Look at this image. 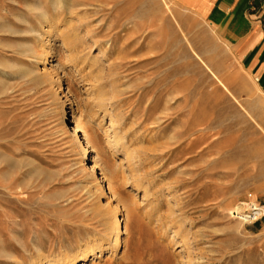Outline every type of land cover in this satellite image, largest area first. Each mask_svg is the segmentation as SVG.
<instances>
[{
  "label": "rangeland",
  "instance_id": "374dc122",
  "mask_svg": "<svg viewBox=\"0 0 264 264\" xmlns=\"http://www.w3.org/2000/svg\"><path fill=\"white\" fill-rule=\"evenodd\" d=\"M215 29L174 0H0V264H264V95Z\"/></svg>",
  "mask_w": 264,
  "mask_h": 264
},
{
  "label": "crops",
  "instance_id": "0c3cea01",
  "mask_svg": "<svg viewBox=\"0 0 264 264\" xmlns=\"http://www.w3.org/2000/svg\"><path fill=\"white\" fill-rule=\"evenodd\" d=\"M178 8L211 20L233 56L264 95V0H174Z\"/></svg>",
  "mask_w": 264,
  "mask_h": 264
},
{
  "label": "bare ground",
  "instance_id": "6f19581e",
  "mask_svg": "<svg viewBox=\"0 0 264 264\" xmlns=\"http://www.w3.org/2000/svg\"><path fill=\"white\" fill-rule=\"evenodd\" d=\"M164 2V1H163ZM32 72V73H31ZM29 74H34V72L32 71V70H29V72H28V75ZM63 98H64V96H63ZM64 104V103H63ZM63 104H61V107H60V115H59V120L58 121H60V124L61 125H63V124H67L69 127L67 128V133L69 134L68 136H69V139L73 142V144L75 145V148L78 150V152L79 153H81V155L84 157V155H85V151H86V148L88 147V145H89V143H88V141H87V139L84 137V136H82L81 135V137H78L77 136V134L81 131L80 130V127L78 126V124H77V121L75 120V119H73V117H71V119L70 120H67V114L64 112V105ZM103 104V103H102ZM111 115V114H110ZM109 115V116H110ZM110 124V123H109ZM110 126V125H109ZM114 131V130H113ZM117 131V133H118V130H115V132ZM82 133V132H81ZM117 133H113L114 134V136H117L118 134ZM66 137V136H65ZM79 138H80V140H82V142H83V144L84 145H82V143L80 142V140H79ZM92 163H93V165L95 164V161L93 160L92 161ZM93 165H91L90 167H88L87 168V171L91 174V175H93V169L95 168V167H93ZM108 190V189H107ZM110 191V190H109ZM109 193H111V191L109 192ZM112 195V194H111ZM112 215H113V221H111L110 223H112L113 222V225H112V229H113V233H111L110 231L108 232V233H111L110 235V238H108L109 240H108V242L111 244L110 246L112 247V246H114L115 247V245L116 244H118L117 243V241H118V231H117V228H119L118 227V222L116 221V219H115V213H116V206H113V208H112ZM110 218V217H109ZM106 219V218H105ZM242 219H245V217H242ZM109 220V219H108ZM108 225V224H107ZM110 225V227H111V224H109ZM111 229V228H110ZM112 231V230H111ZM120 233V232H119ZM99 248H100V245H99ZM110 248V247H109ZM76 258H79L80 259V257H76ZM84 258V257H83ZM78 259V260H79ZM76 260V259H75ZM70 263L71 264H73L72 263V261H70Z\"/></svg>",
  "mask_w": 264,
  "mask_h": 264
},
{
  "label": "built area",
  "instance_id": "2783aa9c",
  "mask_svg": "<svg viewBox=\"0 0 264 264\" xmlns=\"http://www.w3.org/2000/svg\"><path fill=\"white\" fill-rule=\"evenodd\" d=\"M252 208H251V211L247 214V216H242V217H245V219H249V218H251V219H254V217H256L257 215H259L260 214V212H262V210L261 209H259L258 207H256L255 205H252L251 206ZM241 217V218H242ZM240 218V219H241Z\"/></svg>",
  "mask_w": 264,
  "mask_h": 264
}]
</instances>
